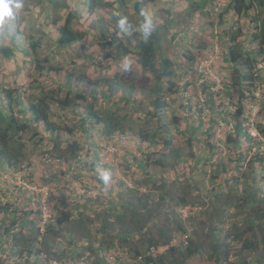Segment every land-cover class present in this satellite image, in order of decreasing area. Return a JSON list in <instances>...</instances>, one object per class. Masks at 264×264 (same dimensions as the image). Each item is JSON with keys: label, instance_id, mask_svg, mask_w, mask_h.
I'll return each instance as SVG.
<instances>
[{"label": "crops", "instance_id": "1", "mask_svg": "<svg viewBox=\"0 0 264 264\" xmlns=\"http://www.w3.org/2000/svg\"><path fill=\"white\" fill-rule=\"evenodd\" d=\"M135 138L126 153L105 156L97 151L98 141L89 138L78 175L70 174L71 158L43 169L34 162L31 186L0 188V224L20 229L14 239L4 235L10 242L0 244V264H215L235 234L250 225L264 228L261 166L243 171L244 164L218 162L206 182L198 162L211 155L195 154L186 169L181 163L190 161L187 157ZM200 143L195 136V148ZM208 144L216 148V141ZM101 171L109 173L107 184L99 178ZM253 192L257 201H251ZM44 197L55 214L49 223L39 208ZM186 206L190 214L184 217ZM62 215L66 219L60 224ZM152 247L155 257L149 254Z\"/></svg>", "mask_w": 264, "mask_h": 264}, {"label": "rangeland", "instance_id": "2", "mask_svg": "<svg viewBox=\"0 0 264 264\" xmlns=\"http://www.w3.org/2000/svg\"><path fill=\"white\" fill-rule=\"evenodd\" d=\"M97 1V8L94 13L90 15L87 11L89 5L88 0H54V3L56 2L55 4H53L52 0H22L23 7L18 11L9 26L5 30L0 31V49L4 47L15 49L14 56H7L0 52V88H14L17 86L24 92L28 82L37 78V82L34 83L36 91L43 89L57 90L62 81L65 79L69 80L68 77H65L63 80L60 74L72 68H75L74 70L78 72L88 74L93 80H101L96 69L99 67L100 60L103 63H107L118 56L119 58L113 61L112 67L107 71V74L111 75L112 72V75H114L117 72H121L120 86L114 83L110 91L107 89L104 91V97L99 96L98 98H89V100H92L95 108L110 111L111 109L117 111L116 107L113 106L114 101H116L117 105H121L122 101L125 102L129 100L130 104H125V106H128L127 109L121 108L119 110L120 115L128 116V120L125 122L126 126L130 129L125 132L127 136H125V138H120L122 134H120L119 131H116L114 134H105L101 129L102 124H95V127L88 129L89 126L87 125L93 121L86 123V129L83 130L84 122L75 112L74 107H67L65 109L53 107L56 109L57 114L51 113L50 117L52 121L62 129L57 130L53 134L43 129L45 134L42 135L38 133V135H35L37 126L32 124L30 127H27L26 133L23 136V140L25 141L24 155L20 159L22 161L20 165L21 167L23 166L22 169L25 170L18 172L17 170L15 171V168L9 165L8 162L4 163L3 166H0V188H18L19 186L22 187L24 185L23 183L31 186L32 184L29 182L28 173H30L34 162L37 163L38 168H48L50 165L46 163L45 159L50 157V155L57 154L54 150L55 141L57 139L54 137H57L60 141V148L62 146L64 148L68 140L72 142L74 139L79 140L83 148H87L86 142H88V138H93L95 141H98L97 151L99 153H105L102 150L104 144L114 143L120 148L116 154H124L126 153L128 142L136 139L135 137L139 139L137 135L130 133L131 130L138 132L139 128H143L145 132L149 130V133L152 134L150 130L153 131V128L155 130L159 125L157 121L158 116L150 117L146 114L147 111L153 110L151 105L152 95L149 94V88L150 86L156 87L157 84L153 81L150 74L145 73L141 69V65L138 62V55L132 53L120 56V54H117V50L112 48V46L102 47V45H100V42H108L110 39L109 36L106 38H101L99 36V29H101L100 22L102 25L108 26L112 30H118L113 17V10H117L116 0ZM134 1L136 0H125L121 12L123 13V17H126L129 22L130 27L128 29H130V31L136 29L134 31V33L136 32L135 36L141 39L144 37L140 30V24L143 22L144 17L135 13L132 8ZM186 1L188 0H153L145 7L144 13L153 18V22L155 23L154 29L158 31L157 34H159L160 43L158 46V58L164 55L169 56L174 62V80L180 84L183 82H189L190 84L184 92L180 91L177 95L174 94L176 95L174 98L171 97L172 95L168 94L169 105L165 111L161 113V117H163L162 121L168 124L167 127L169 128L168 130H170V138L173 141V146L177 148V152L181 153L180 156L184 157V159L188 157L186 159L190 160L182 161L181 164L184 168L188 169V166H191L192 157H190V154L192 152L198 154V156L207 157L211 155L209 156L210 159L207 161L201 160L198 162L199 167L205 170V175L202 180L208 182L215 173V167L218 162H224L227 166H230V164L234 166L236 163H239V165L244 164L243 171L247 168L249 169L248 160L253 156L255 152L254 149L257 150V152H264V135L261 132V137L259 136L260 144L253 145L251 151L247 144L243 145V148H241L243 153L242 156H246L247 153L249 154L246 160H241L239 155L234 153V149L237 150L236 147H233L232 143L230 144L226 140V133L232 130L228 122L234 121L232 117H229V112H234L236 107L228 97L226 93L227 90L224 88L223 83V80L230 79L233 73L227 59H224L227 49L221 42L216 41L214 43L211 37L212 33L224 31V25L220 26L219 23V14L214 12V10L220 12L221 8L215 4V0H212V2H209V0L208 6L203 8L202 14L199 12L190 14L188 12L189 8L186 7L189 3ZM202 1L204 0H199L201 3ZM104 2H106V4H104ZM226 2H228V0H222L220 1L221 4L218 3V5L223 6ZM59 4L60 7L58 6ZM69 11H72L76 17H79L74 19V24H72L74 28L77 31L85 32L86 35L83 40H78V43L71 48L68 46L69 49L68 47H56L52 49V47L49 46L55 45V42L54 37L51 36V31L56 35V28L54 26L51 27L52 23L59 15L66 17ZM236 19L239 20L241 24L246 25L245 28H247L250 22L249 17H247L245 13L237 16L232 12L225 14L223 17L226 26L235 23ZM61 23L62 20H58L56 26H59ZM211 23H213V25ZM122 37L121 35V38ZM27 39L41 42L38 56L45 66L49 63L51 65H58L59 67L63 66L62 70L57 74L59 84H53L49 81L47 75L43 73V75H39L36 72V64L33 61L35 55L33 54L32 56L31 54L30 56L25 52V48L27 47L25 41H27ZM125 44L129 45L128 42H125ZM253 47L256 48V43L253 44ZM51 49L54 51V53L50 55L51 62H43V57L45 54L50 53ZM108 53L111 55H107ZM191 56H195L196 58L193 60ZM125 65H127V69ZM198 65L200 73L202 74L203 71H205L206 75L209 77L208 80L215 82L211 90L216 92L214 103L211 101L207 103V101H205L206 97H204L203 89L206 76L200 77V74L197 73ZM101 86H103V80H101ZM102 88L103 87L100 89ZM164 90L165 89H163V91ZM257 90L256 92H259L260 95L256 96L261 98L264 92V85H261ZM99 92L100 90H98L97 93L99 94ZM111 93L113 97H111ZM61 95L63 96V93H61ZM182 96L191 98L194 103L199 100L203 106L204 112L201 114V116H203V123L198 125L199 128L195 132V136L201 138L202 143H200V148L198 144L195 148V142L190 146L188 135L185 133L184 128L190 120L183 118V115L180 113L179 103L180 100H182ZM173 99L176 101H171ZM139 100H142L141 103ZM138 108L139 111L134 112V114L131 113V110ZM250 108L248 115H250L252 111H255L258 121H261L262 126H264V118L259 117V103L251 105ZM178 115L182 118H180L179 122H175L173 117ZM197 115V113H194L193 121L196 120ZM190 116L192 117V115ZM223 116H226L225 120ZM129 118L131 120H129ZM66 125L73 129V135L65 129ZM208 127L212 129L211 135L205 134L204 130ZM164 135L163 131L157 133L156 137L159 139L158 142H162ZM203 139L204 141H202ZM208 140L216 141V148L214 150L209 144L207 145ZM156 147L161 148L159 144ZM45 165L48 166L44 167ZM32 171L34 170L32 169ZM258 171L264 186V163ZM73 172L75 175L76 169L70 170V174ZM233 174L238 176L240 171H235ZM3 191V189H0V196L4 193ZM25 197L26 193H23L22 198ZM46 198L47 197H45V200ZM26 203H28V201H26ZM39 208L43 219L45 216L49 217L50 212H52L50 203L48 204L46 212L43 211L41 205ZM254 231L258 233V240H260L263 231L256 226L253 229L249 228L244 236H249L250 238ZM241 245L242 241L240 240L239 244H234L233 249L234 252L238 253V256L230 264H241L243 258H248V264H261L258 259L261 258V260H264V242H261V240L259 241L257 250H242Z\"/></svg>", "mask_w": 264, "mask_h": 264}, {"label": "trees", "instance_id": "3", "mask_svg": "<svg viewBox=\"0 0 264 264\" xmlns=\"http://www.w3.org/2000/svg\"><path fill=\"white\" fill-rule=\"evenodd\" d=\"M153 0H136L133 2L132 8L135 13L141 15V12H144L145 7ZM209 0H204L199 2V0H188L189 4L186 6L189 8L188 12L194 14L196 12L203 13V8L208 6ZM222 0H215V4L221 8V11L214 10L215 13L219 14V23L220 26L224 25L223 32L212 33L211 37L213 38V42H221L223 46L227 49L226 54L224 55V59L226 58L229 66L232 68L233 73L231 74L230 79H224V88L227 90L228 97L231 99L233 105L236 107L234 112H229V117L233 118L234 122V131H228L226 133V140L228 143H232L233 147H236L237 150L234 149V153L239 155L242 153L241 148H243L244 144L249 146V150H252L253 145L260 144L258 138L251 135L250 131L247 128V115L250 112V106L259 103V117L264 118V92L261 98L256 96L257 89L260 88L261 85H264V67H259V65L264 62V0H228L223 6L218 5L221 4ZM53 4L54 0H52ZM209 2H212L210 0ZM87 11L90 15H92L97 8V0H88ZM125 0H116L117 10H113L114 20L117 22L123 17V13L121 12L124 7ZM61 4V3H60ZM60 4L58 5L60 7ZM106 4V2H104ZM218 9V8H217ZM213 10V9H212ZM234 12L237 16L245 13L247 17H249V24L247 28L246 25L241 24L239 20H235V23H231L228 26L225 25V21L223 17L227 13ZM119 13V15H117ZM79 18L76 17L72 11H69L66 17L62 15L57 16L54 19L51 27L56 28V35H54L51 31V36L54 37L55 45H51L49 47L54 48H70L78 43V40H83L86 33L82 31H77L72 24H74V19ZM58 20H62V23L59 26H56ZM153 20V18H152ZM155 24V23H154ZM213 25V23H211ZM99 36L101 38L110 37L108 42H100L102 47L112 46V48L117 50V54L120 56L126 54H137L138 62L141 65V69L151 75V78L154 82H156L157 86H150L149 94L152 95L151 105L153 110L147 111L146 114L150 117L158 116L159 125L153 128V131L149 133V130L145 132L143 128H139L138 132L131 130L130 133L137 135L141 140L149 142L150 145L161 144L162 150L168 151L171 153H175L178 158L181 153H178L177 148L173 146V141L170 138V130L167 127V123L163 122L161 117V113L165 111V109L169 105V96L174 98L180 91L184 92L190 84L189 82L185 83H177L174 80L175 71L173 68L174 62L169 58V56H161L158 58V46H159V34L158 31L152 32L151 36L145 41L144 38H137L135 36L136 29L127 32H120L118 30H112L110 27L102 25L100 22ZM214 32V31H213ZM121 35L123 36L121 38ZM216 38V39H215ZM124 39V40H122ZM215 39V40H214ZM125 42L127 44H125ZM206 42V41H205ZM27 43V47L25 48V52L27 55L33 54V61L36 64V72L39 75H47L49 81L53 84L58 83L57 74L62 70V67L58 65H51L50 63L45 66L41 60L39 59L38 53L41 46L40 41H30L27 39L25 41ZM106 43V44H105ZM208 43V42H206ZM213 43V44H214ZM256 43V48L253 47V44ZM212 44V45H213ZM101 47V46H100ZM101 47V48H102ZM203 47V46H202ZM50 53L45 54L42 61L50 60V55L54 53L52 51ZM69 49V47H68ZM0 52L7 56H14L15 49L4 47L0 49ZM111 55V54H107ZM117 57H114L113 60H110L107 63H103L100 60L99 67H97V72L100 75L101 80H103V86H101V80H93L88 74L83 72H78L72 68L71 70H65L62 76L64 80L65 77H68L69 80L62 81L58 86L57 90L43 89L40 91H36V83L37 78H34L32 81L28 82L26 90L22 92L17 86L14 88L10 87H1L0 88V166H3L4 163L8 162L9 165L13 166L16 170L22 169L20 163L22 162L20 159L24 155V147L25 141L23 140V136L26 133L27 127L34 124L36 127L35 135L41 133L45 134L43 129L49 131L51 134L56 132L57 130L62 129L59 125L54 123L50 117L51 113H55L56 109L53 107H60V109H65L67 107H74L75 112L79 115L80 119L83 123V130L86 129V123L89 121H93L89 123L87 126L88 129L95 127V124H102V132L105 134H114L116 131H119L120 134L127 135L125 133L127 130H130L125 122L128 120L127 115H120L119 110L121 108H126L125 104H130L129 100L125 102L122 101V106L117 105L116 101L113 102V106L116 107V110H100L101 108H95L92 103V100L89 98H98L104 95V91L107 89L113 88V84L117 83L120 86V76L121 72H117L114 75L111 72V75L107 74V71L111 69L112 63L116 60ZM196 57H192L191 59H195ZM201 62V61H200ZM196 63V61H195ZM197 73L200 74V77H205L204 79V97H206L207 103L210 101L214 103V96L216 92L211 91L215 82H211L209 77L206 75V72L203 71L201 74L199 71V65L197 68ZM43 73V74H42ZM50 77V78H49ZM75 84H73V83ZM110 85V86H109ZM187 85V86H186ZM75 87V90H74ZM103 87L102 89H100ZM163 89H165L163 91ZM100 90L99 94L97 93ZM63 93V96L61 95ZM112 94V93H111ZM176 94V95H174ZM104 97V96H103ZM113 97V94L112 96ZM113 99V98H112ZM140 103L142 100H139ZM171 101H176L175 99ZM186 101V103H185ZM180 113L183 115V118L190 120V122L185 126V133L188 135V141L190 146L195 142V132L199 128V124L201 125L202 117L201 114L204 112L203 106L199 100L196 103L192 101L191 98L187 96H182V100L179 103ZM139 111L138 109L131 110V113ZM194 113H197V118L194 120ZM192 115V117L190 116ZM224 115V114H223ZM226 116H223L225 120ZM181 116H174L173 120L175 122H179ZM129 120H131L129 118ZM192 121V122H191ZM214 121V119H213ZM228 122V121H227ZM230 124V122H228ZM257 124L260 131L264 135V126H262L258 119ZM65 129L73 135L74 131L72 128L66 125ZM165 134L162 142H158L157 133L162 132ZM205 134L211 135L212 129L210 127L206 128ZM91 137V136H90ZM57 140L55 141L54 150L57 152L56 155H50L48 157L50 161H46L47 164L52 163V161H60L61 158L73 159L72 166L68 168L70 170H75L80 168V164L84 159L83 154L86 153L83 149V145L79 142V140L74 139L72 142L68 140L66 142V146L60 148V141L57 137H54ZM53 138V139H54ZM89 139V138H88ZM201 139V138H200ZM204 141V139L202 140ZM154 154H158L156 151ZM160 153V152H159ZM243 154V153H242ZM194 153L190 154V157H194ZM248 153L243 159L245 160L248 157ZM68 157V158H67ZM181 157V156H180ZM188 158V157H187ZM155 163H161L160 159H156ZM264 163V152L256 150L253 156L248 160V165L252 170L260 167ZM251 165V166H250ZM79 171V170H78ZM77 172L75 175H78ZM74 175V172L72 173ZM264 197V189H261ZM251 201L256 200L259 197H256V194L253 192L250 193ZM257 201V200H256ZM55 217V214L52 216V219ZM57 217V215H56ZM66 217L63 215L57 218L58 223H62ZM51 220L48 221V223ZM255 225H250V229H253ZM20 229H16L14 224L8 225L4 222V224H0V244H8L10 240H4L6 238L4 235L11 237L13 235V239L15 235L19 234ZM264 230V228L262 229ZM248 231H243L240 234H235L226 245V249L223 255L216 258L215 264H230L237 258L238 253L234 252V242L240 240L242 241L241 249L243 250H251L258 249L259 241L258 233L256 231L253 232L254 238L245 237L244 234ZM263 237V240H262ZM261 237V242H264V236ZM254 239V240H253ZM256 239V240H255ZM16 243V242H15ZM1 246V245H0ZM261 264H264V260L261 258L258 259Z\"/></svg>", "mask_w": 264, "mask_h": 264}, {"label": "clouds", "instance_id": "4", "mask_svg": "<svg viewBox=\"0 0 264 264\" xmlns=\"http://www.w3.org/2000/svg\"><path fill=\"white\" fill-rule=\"evenodd\" d=\"M22 7H23L22 0H0V31L5 30L9 26L10 22L15 18L18 11ZM117 15H119V13H117ZM141 15L144 17V19H143V22L140 24V30H141L142 36L144 37L145 41H147V39L151 36L152 32L154 31L155 25H154L152 18L148 16L146 13L141 12ZM129 27L130 25L126 17H121L118 20L117 28L119 29L120 32H127ZM125 68L127 69V65H125ZM45 161H50V159L46 158ZM24 170L25 169H19L17 171L22 172ZM99 178L105 184H107L109 182V173L107 171H101L99 174ZM43 200H45V197ZM43 200L40 201L41 206H42ZM47 201H48V198H46L45 200L47 207H48L49 203ZM52 215H54L53 209H52Z\"/></svg>", "mask_w": 264, "mask_h": 264}, {"label": "built area", "instance_id": "5", "mask_svg": "<svg viewBox=\"0 0 264 264\" xmlns=\"http://www.w3.org/2000/svg\"><path fill=\"white\" fill-rule=\"evenodd\" d=\"M263 63L264 62H262L259 65V67H264L263 66ZM256 95L259 96L260 95L259 92H256ZM257 119H258L257 118V113L255 111H252L250 115H247V122L246 123H247V128L250 131L251 135L254 136V137H256V138H258V139H260V137H261V131H260L259 127H258ZM259 123L262 125V122L261 121H259ZM230 125H231L232 130H229V131H232L233 132L234 131V124H233V122H230ZM125 136H127V135H123L122 134L120 136V138H125ZM112 144H110V143L104 144L102 146L103 147L102 150L105 153H100V155L104 156V155H107V154H116V153H118V151L120 149L119 146H117L114 143H112ZM254 151L256 152L255 149H254ZM42 208H43V211L46 212V210H47V204H46L45 200L42 201ZM189 214H190V207L189 206H186V207H184V208L181 209V215L182 216L187 217ZM52 216H53L52 215V212H50L49 217H46L45 216V221L48 222L49 220H52ZM47 222H45V223H47ZM187 237L188 236H185V238H187ZM149 254H150L151 257H155L157 255V248L152 247ZM139 258L142 259L143 256H139ZM126 264H130V263H126Z\"/></svg>", "mask_w": 264, "mask_h": 264}]
</instances>
